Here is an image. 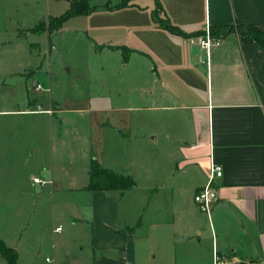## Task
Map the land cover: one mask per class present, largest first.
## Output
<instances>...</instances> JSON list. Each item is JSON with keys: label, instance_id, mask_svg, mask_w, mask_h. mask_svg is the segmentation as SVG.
Returning a JSON list of instances; mask_svg holds the SVG:
<instances>
[{"label": "crops", "instance_id": "0c3cea01", "mask_svg": "<svg viewBox=\"0 0 264 264\" xmlns=\"http://www.w3.org/2000/svg\"><path fill=\"white\" fill-rule=\"evenodd\" d=\"M159 4L164 19L188 34L235 20L247 31L264 32V0H159ZM151 20L146 25L144 51L124 44L131 51L127 61L133 54L144 55L152 65L147 91L152 109L179 111L190 124L189 135L170 152L176 171L169 175L177 171L190 175L193 196L207 182L211 163L223 168L214 180L218 199L207 222L191 197L179 203L183 211L178 209L177 198H172L177 197L174 184L167 191L173 205L165 206V217L152 221L141 215L140 220L131 221L121 216L120 200L134 183L124 191L87 190L94 160L113 170L103 167L88 146L81 151L83 162L74 164V151L62 152L72 138L61 128L62 118L44 112L48 109L37 101L0 106V197L5 189L18 190V194L9 193L15 199L11 202L16 203L19 196L20 204L31 209L38 207L45 188H50L49 201L59 198L61 211L55 212L54 203L50 213V229L55 233L51 234L52 250L43 264H264V52L240 40L235 32L206 50L197 42L199 35L171 33L159 27L152 14ZM37 114H47L49 120L55 115L60 128L56 127L55 137L51 124L47 138L42 117L33 116ZM102 120H97V126L108 128ZM44 141L50 145L52 162L35 170L44 175L24 170L41 152ZM57 155L60 159L54 164ZM35 176L51 182L34 184ZM155 179L151 191L157 196L166 185L159 175ZM26 229L11 240L0 239L6 246L16 241L13 250L18 264H42L38 261L42 236L34 235L31 239L37 243L31 246L23 236ZM138 230L142 232L137 235ZM206 233L211 249L206 248L203 255L201 241ZM29 248L34 253L25 260Z\"/></svg>", "mask_w": 264, "mask_h": 264}, {"label": "rangeland", "instance_id": "374dc122", "mask_svg": "<svg viewBox=\"0 0 264 264\" xmlns=\"http://www.w3.org/2000/svg\"><path fill=\"white\" fill-rule=\"evenodd\" d=\"M73 1L0 0V106L41 103L43 109L62 118L61 128L71 134L62 152L74 151V164L83 162L81 151L88 146L103 167L131 178L133 187L125 190L120 200L124 218L134 221L143 215L146 220L156 221L165 217V206L173 205L167 192L173 184L177 197L172 198H177L175 203L183 211L179 203L193 198L189 193L193 179L176 174L178 171L169 175L175 170L170 152L189 135L190 124L179 111L152 109L147 95L152 65L144 55L136 53L124 61L122 52L114 49L115 45L126 44L144 51L143 40L149 32L146 25L152 21L154 0H85L90 12L69 17L60 29L56 28L59 15ZM122 1L127 5L117 8ZM156 13L159 20L165 21L161 10L157 8ZM49 103L52 106L48 108ZM55 115L51 120L47 114L33 115L42 117L47 138L48 126L53 125L54 137L56 127L59 128ZM99 119L108 128L100 129ZM43 144L41 152L34 154L24 170L44 175L35 171L52 162L48 158L50 145L45 141ZM53 158L57 164L60 158ZM155 175L166 185L157 196L151 191L158 180H153ZM45 189L38 207L32 209L20 204L19 196L16 203L11 202L15 199L9 193L18 194V190L5 189L0 197V236L11 240L27 227L23 236L34 246L37 240L33 242L31 238L41 235L43 252L38 261L42 264L52 250L51 234L55 235L50 229L53 204L56 213L61 211L59 198L52 203L50 188ZM144 210L146 213L142 214ZM197 212L207 222L208 215L198 209ZM191 236L197 238L194 233ZM15 242L8 247L13 249ZM201 243L204 255L206 248L211 249L209 233L202 235ZM33 253L29 248L24 259ZM0 264H5L1 257Z\"/></svg>", "mask_w": 264, "mask_h": 264}, {"label": "trees", "instance_id": "16d2710c", "mask_svg": "<svg viewBox=\"0 0 264 264\" xmlns=\"http://www.w3.org/2000/svg\"><path fill=\"white\" fill-rule=\"evenodd\" d=\"M127 5L126 1L120 2V4L117 6V8H120V6ZM155 8L152 9V19L155 21V23L161 27L166 28L171 33L175 34H183L185 36H197L200 34H204L203 30H197L194 33H185L181 29H178L177 27L173 26L170 21L165 17V21L159 20V18L156 16V9L158 8L162 12L161 5L159 4V0H154ZM69 9H67L65 12L61 13L59 15V20L57 21L58 25L56 28L60 29V26L62 25V22L66 20L69 17L78 15V14H86L90 12L88 8L87 2L85 3V0H74L72 3L69 4ZM48 30L50 32V27H48ZM209 30L211 33V36L214 39H222L224 38L228 33L235 32L240 40L247 41L250 43H253L254 45H257L260 47L264 52V32L261 30H255V31H247L244 27V24L240 21L235 20L231 24H225V25H210ZM114 49H118L122 52V58L124 61H127L128 56L130 54V48H128L126 45H115ZM127 51V52H126ZM89 180L87 185L85 186L87 190H95V189H101V190H110V189H117V190H125L128 187H131L133 185V181L131 178L127 176H121L117 173L106 170L102 168L95 160L92 162V164L89 167ZM0 257L4 260L5 264H18L17 263V254L15 250L5 245V243L0 239Z\"/></svg>", "mask_w": 264, "mask_h": 264}, {"label": "built area", "instance_id": "2783aa9c", "mask_svg": "<svg viewBox=\"0 0 264 264\" xmlns=\"http://www.w3.org/2000/svg\"><path fill=\"white\" fill-rule=\"evenodd\" d=\"M197 42L201 46V48H204L206 50L210 49L211 45L213 43L219 42V39H214L211 36V33H209V29H206L204 31L203 35L197 36ZM40 108H38V111ZM46 113H51V110H44ZM209 173H208V178L207 182L205 183L204 186L200 188L199 191H197L193 195V199L200 211L205 212L207 215H210V211L214 203L216 202L217 198V190L216 187H214V180L215 177H219L222 175L223 168L217 163H211L209 166ZM32 182L35 183H40V184H50V180H45L40 178L39 176H35L32 178ZM60 227H56V230H60ZM218 257H215V262L218 260ZM218 263V261H217Z\"/></svg>", "mask_w": 264, "mask_h": 264}]
</instances>
